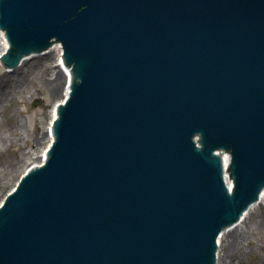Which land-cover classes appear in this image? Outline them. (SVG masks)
<instances>
[{"label":"water","instance_id":"obj_1","mask_svg":"<svg viewBox=\"0 0 264 264\" xmlns=\"http://www.w3.org/2000/svg\"><path fill=\"white\" fill-rule=\"evenodd\" d=\"M0 15V63L57 38L81 79L47 164L0 208V264H214L264 183V0H3Z\"/></svg>","mask_w":264,"mask_h":264},{"label":"bare ground","instance_id":"obj_2","mask_svg":"<svg viewBox=\"0 0 264 264\" xmlns=\"http://www.w3.org/2000/svg\"><path fill=\"white\" fill-rule=\"evenodd\" d=\"M31 53L27 52H21V55H26L28 57L24 58V60L21 62V65L19 62L21 59L19 57L15 58L13 68L16 69H22L24 68L26 72L31 71L36 76H39L40 78H37V80L40 81L42 86H46L48 88L52 87L51 94L53 95H62L63 99L56 102L51 110H50V116H49V122L46 127V131L43 134L36 135V138L34 140L43 142L45 139H49V143L47 147L44 149L43 154L39 157V162L36 164H30L28 169L22 174L27 173V171H37L40 166H42L44 161V156L46 155V150H50L52 146V139H55V133L57 132V125L59 122V117L61 113V107L64 106L65 98L70 96L71 92L74 88H76L81 79L79 76V73L77 70H74V66L71 64L69 59L63 54V50L60 45L53 44L47 46L44 50H49L46 53V55H58L59 59L57 61L56 59V65L49 64L46 66V68L42 71L44 73L37 74L36 71H39L38 64L37 63H31L32 60L35 59V54L33 50L31 49ZM8 55L6 42L4 38L3 29L0 28V61L2 57H5ZM33 55V57H32ZM29 57H32L31 60ZM40 57V56H38ZM63 57V59H62ZM52 61V59H50ZM66 60L69 61V67H66V64L64 62ZM47 63V60H44ZM50 61V62H51ZM52 63V62H51ZM72 65V66H71ZM25 66V67H23ZM7 73L8 69H5ZM15 71V70H14ZM13 71V72H14ZM52 71V72H51ZM50 72V74H48ZM24 73V72H23ZM51 76L49 78V76ZM35 76V77H36ZM79 77V79H78ZM64 78L66 79L64 83ZM22 79L20 77L7 79V76L3 74L0 77V90L6 89L3 87L5 83H8L9 89L14 90L16 89V86L21 83ZM7 85V84H6ZM3 87V88H2ZM4 90L0 91L3 92ZM5 95H9V91H6L4 93ZM3 94V95H4ZM0 105H3L0 102ZM19 122V121H18ZM20 127H22V122H20ZM14 131L18 133V123L14 126ZM19 140H22L21 136H18ZM35 144V142H34ZM37 145L30 146V148L25 149L22 148L19 152V155L13 158L8 164L5 165V168L8 171L13 170V168H16L17 166L22 165L26 159L30 158L31 150H33ZM217 155H220L221 158H219V165L221 166V172L222 177L224 179V183L226 187H228L229 190H233V180L230 177V167H229V160L232 158V151H224L220 150L216 152ZM33 166V167H32ZM3 186L0 184V189H2ZM13 189V188H12ZM11 189V190H12ZM2 202H0V205ZM240 218V219H239ZM236 221L232 223H227L223 225V229L218 233L219 236L217 238V249L215 250V258H214V264H246L245 263V256L246 253H254L257 251L255 245H253L254 237L259 233V231H264V183L260 186L259 190L256 193V196L252 199L251 203L247 205L242 211L241 215ZM261 251V249H260ZM258 264H264V262L260 261Z\"/></svg>","mask_w":264,"mask_h":264},{"label":"rangeland","instance_id":"obj_3","mask_svg":"<svg viewBox=\"0 0 264 264\" xmlns=\"http://www.w3.org/2000/svg\"><path fill=\"white\" fill-rule=\"evenodd\" d=\"M32 57H29L28 60H31ZM33 58L31 63H37L39 71L44 70L49 64L56 65V55L55 57L54 55H41L40 57L35 55ZM44 60H47V63H43ZM5 69V67L0 66V77L5 74L7 79L12 80L14 77H20L22 81L14 90H10V85L5 83L3 87L6 89H1L4 91L0 94V102L3 104L0 105V184L3 186L0 189V202L18 183L22 174L29 168L28 166L39 162L38 159L47 147L49 139H45L43 142L34 139L36 135L43 134L46 131L52 106L63 99L61 94L58 96L52 95V87L42 86L40 81L37 80L40 77L31 71L26 72L24 68H13L10 77H8V72H4ZM36 73L41 75L44 71H36ZM65 81L64 78V83ZM6 91H9L10 94L5 95ZM20 122H22V127L19 126ZM17 123L18 133L14 131V126ZM18 136H21L22 140H19ZM34 142L37 147L31 150L30 158L26 159L22 165L8 171L5 165L18 156L22 148L28 149L30 146L35 145ZM253 242V245L259 249L254 253H246V264L264 262V231H259Z\"/></svg>","mask_w":264,"mask_h":264}]
</instances>
